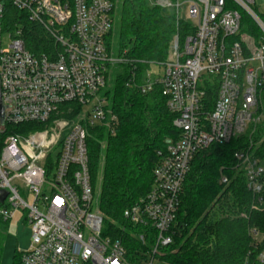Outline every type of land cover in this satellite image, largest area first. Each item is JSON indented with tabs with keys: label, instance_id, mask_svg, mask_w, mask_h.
<instances>
[{
	"label": "built area",
	"instance_id": "1",
	"mask_svg": "<svg viewBox=\"0 0 264 264\" xmlns=\"http://www.w3.org/2000/svg\"><path fill=\"white\" fill-rule=\"evenodd\" d=\"M172 12L175 34L166 61L145 63L126 82L141 95L160 89L174 116L177 140L157 153L152 186L123 212L139 244L130 256L121 240L103 236V219L90 183L87 130L111 135L117 117L101 95L110 68L126 64L109 53L110 0H0V216L25 212L30 248L20 264H155L171 246L179 197L193 157L256 127L264 89V6L257 0H154ZM15 9L41 26L54 43L51 56L24 49L20 30L4 31ZM183 25V30L179 27ZM7 33L9 48L2 50ZM155 69L154 74H150ZM76 105L74 118L63 106ZM40 129H37L39 128ZM246 190L261 202L264 161L234 154ZM226 182L225 178L221 179ZM23 186L33 201L20 197ZM253 244L259 234L250 229ZM248 252L244 264L250 262ZM263 262V255L257 257ZM257 263V262H256Z\"/></svg>",
	"mask_w": 264,
	"mask_h": 264
},
{
	"label": "trees",
	"instance_id": "2",
	"mask_svg": "<svg viewBox=\"0 0 264 264\" xmlns=\"http://www.w3.org/2000/svg\"><path fill=\"white\" fill-rule=\"evenodd\" d=\"M110 1L113 25L106 48L115 57L123 56L126 64L116 67L112 89L104 95L117 117L114 134L101 128L87 130L89 173L103 219V236L121 240L130 256L139 244L123 212L146 196L157 153L165 150L168 140H177L179 133L172 126L174 116L167 111L160 89L141 95L126 87V82L135 71L139 75L145 63L167 60L175 19L171 11L155 6L154 0ZM3 28L5 32L19 29L24 49L33 55L51 56L55 51L48 33L23 12L9 8ZM261 103L262 117L251 137L245 134L225 145L213 144L193 157L179 197L173 242L164 249L161 262L244 264L251 252L252 264H264V186L258 203L246 190L244 172L234 159L237 152L249 151L253 158L264 161V89ZM68 109L67 118L79 111L73 104L62 107ZM7 225L8 220L0 216V262ZM250 229L259 234L258 245L253 244ZM260 254L262 263L257 261ZM13 264H20V255Z\"/></svg>",
	"mask_w": 264,
	"mask_h": 264
},
{
	"label": "rangeland",
	"instance_id": "3",
	"mask_svg": "<svg viewBox=\"0 0 264 264\" xmlns=\"http://www.w3.org/2000/svg\"><path fill=\"white\" fill-rule=\"evenodd\" d=\"M257 6L263 7L264 0H257ZM11 41L9 35L7 33H3L1 36V48L2 50H6L9 48ZM116 68H110L107 84L105 89L102 91L101 95L103 96L106 91L111 90L113 86V82L117 73ZM156 72L155 69H152L150 74H154ZM157 73V72H156ZM257 126L248 131L245 137H251ZM20 188V197L25 201L28 205L32 204L33 198L28 194L27 190L23 186H19ZM11 218L8 220V225L6 229L5 242L1 257L0 264H13L14 257L20 255L21 253L27 251L30 248V228L25 222V212L20 209L11 211ZM259 238V237H258ZM155 264H168L166 262H156Z\"/></svg>",
	"mask_w": 264,
	"mask_h": 264
},
{
	"label": "water",
	"instance_id": "4",
	"mask_svg": "<svg viewBox=\"0 0 264 264\" xmlns=\"http://www.w3.org/2000/svg\"><path fill=\"white\" fill-rule=\"evenodd\" d=\"M3 115H4V108L2 106L1 98H0V121L3 123ZM6 197V192L0 190V204L3 203L4 199Z\"/></svg>",
	"mask_w": 264,
	"mask_h": 264
}]
</instances>
